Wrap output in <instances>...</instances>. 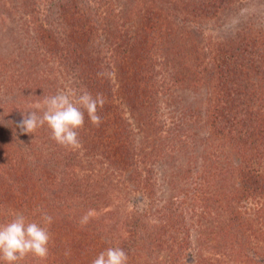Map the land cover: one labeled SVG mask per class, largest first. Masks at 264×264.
<instances>
[{
    "label": "rangeland",
    "instance_id": "1",
    "mask_svg": "<svg viewBox=\"0 0 264 264\" xmlns=\"http://www.w3.org/2000/svg\"><path fill=\"white\" fill-rule=\"evenodd\" d=\"M54 1L0 0V125L8 130L13 127L15 134L32 144L38 145L43 139L55 145L60 167L50 168L57 183L74 173L88 176L81 189L84 193L69 201L75 200L71 215L77 221L89 209L95 210L88 223L95 233H80L76 252L92 264L101 251L121 246L135 233V226H141L146 233L137 237L142 245L148 244L146 250H137L138 264H264V196L233 200V196L241 198V166L249 164L264 171V124L261 136L233 143L218 137L212 123L216 111L215 64L226 44L240 43L248 36L264 38V0H226L225 6L212 0L215 7L207 11L196 9L197 0H79V18L73 25L68 15L71 9L62 14L57 10L55 19L45 21ZM93 8L95 17L90 13ZM88 13L93 22H85ZM43 23L46 27H66L75 35L71 43L90 47L92 58L102 57L99 72L106 73L102 78L109 82L107 104L116 115L109 116L108 126L116 133L120 125H128V141L134 145L135 165L128 170L116 173L98 162L100 152L111 143L106 119L98 126L106 131L98 133L97 139L93 134L89 141L92 131L87 132L85 126L79 130V148L52 142L46 124L33 133L19 127L28 111L42 114L45 97L79 92L76 76L61 70L41 48L44 41L37 25L43 27ZM91 25L99 29L97 35L89 32L87 27ZM137 27L146 28L148 54L131 65L121 37L132 35ZM107 29L113 30V36L107 37ZM145 84L151 102L133 95ZM254 84L262 88L252 108L262 110L264 80L255 78ZM37 103L40 110L35 108ZM145 109L151 116L140 127L134 114L140 116ZM89 142L97 145L94 156L85 151ZM11 158L0 155L1 183H9L11 171L1 173L9 167ZM94 160L97 171H88L93 169L87 162L93 164ZM4 188L0 223L17 212L29 221L42 223L37 209L44 200L38 193L20 187L15 192L12 187ZM83 197L87 205L82 203ZM233 214L244 229L236 227L226 238L222 231L233 224ZM49 231L47 259L29 255L28 264H53L55 239L64 247L78 232L73 229V233L59 235ZM148 233L158 236L156 246L149 247L150 241L145 238ZM131 252L135 254L134 249ZM128 264H132L130 260Z\"/></svg>",
    "mask_w": 264,
    "mask_h": 264
},
{
    "label": "trees",
    "instance_id": "2",
    "mask_svg": "<svg viewBox=\"0 0 264 264\" xmlns=\"http://www.w3.org/2000/svg\"><path fill=\"white\" fill-rule=\"evenodd\" d=\"M78 1L79 0H56L51 2L49 8L50 12L48 17L45 18V21H51V18L55 19L54 15L57 10H60L62 14L67 13L71 9L72 14L69 12L68 15L71 16L73 25L76 23L75 18H79L77 15ZM225 1L226 0H216V4L225 6L227 3ZM195 7L198 11H207L209 10L208 8L215 7V2L212 0H197ZM90 10L91 15L95 17V8ZM85 22H93L89 13L88 16H86ZM39 24L41 25V22H39ZM161 24L162 22L160 23V26H162ZM40 25H37L41 29V32L39 30L38 33L40 39L44 41L43 43H40L41 48H45V53L52 57L61 70L64 68L66 71L76 76L79 91L87 89L93 94V96L97 93H104L103 97L105 99V104L102 108L98 109V114L102 117V120L106 119L105 122L108 126L110 120L109 116L115 117L116 115L111 113V108L107 104V94L109 91L105 93V90L107 87L109 88V82L105 81V79L103 81L102 76L97 75V73H99V63H101L102 57L96 55L97 57L92 58L89 51L91 50L90 47L87 45H81L79 42L71 43L74 41L75 35L73 36L72 32L67 31L68 29H66V27H46L47 25L44 23L43 27H40ZM87 28L90 30L89 32L94 33L95 35H97V32L99 33V29H96L92 25ZM145 31V27H137L132 35L125 34L121 37L125 48L124 51L128 52L129 63L131 65L140 62L142 56L148 54L144 38ZM106 32L108 38L113 36V30L107 29ZM158 36L159 34L157 35V38ZM225 46H227V49L222 52L220 51L222 56L218 58L215 68L213 69V75L215 77L214 96L216 99V111L212 116L213 128L220 138L224 136L226 140L230 139L233 143H239L238 141L246 142L257 135L261 136L264 133V131L262 133V126L264 124V101L260 106L263 107L262 110L252 108L254 104L253 101H255V99L259 100L260 88H262V86H255L254 80L255 78L264 80V38L260 39L255 36H248L247 39H242L240 43L230 42ZM99 50L102 52L100 48ZM107 69L108 68H106V70ZM177 75V80L180 82L182 79H180L179 73ZM150 94L151 93L146 84L145 88H137L135 94L133 93L136 99L138 97V100H145L146 102H151L152 95ZM134 107H138L136 106V102ZM136 113L137 112H135V114ZM135 114L134 116H137L139 119L138 123L140 124V127L145 123H148L147 120L149 116H151L150 110L148 109L139 113L140 116ZM84 126L85 129H87V132L89 129L92 131L91 134L88 133L89 141H91V135L95 134V138L97 139L96 135L98 133L106 131L101 127L98 128L97 126H93L89 121L87 114H85ZM124 126L125 127H122V125H120L119 128H117L116 133L115 129L110 130L109 126L107 127V133L111 136V143L106 144L105 150L100 152L101 159L98 161L99 164L106 165L108 167L107 169H110V171L117 170L116 173H118V171L123 172L128 170L129 167H131V164L135 165V155L133 153L134 145L128 141V125L124 124ZM51 141L54 142L53 139H51ZM47 145V142L43 139L40 140L38 145L32 144L28 142L26 138L15 134L13 132V127L12 130H8L3 125H0V155L3 156L8 154L9 157H12V162L9 163V167L5 168L4 172L1 173L3 175L4 173L11 171L10 176L8 177L10 178L8 180L9 183L0 182V202H4L3 192L1 193V190H5L4 187H6L7 190L12 187L14 192L21 188L26 191L31 190L33 193H38L44 200V202L38 203L39 208L53 217V223L49 227V229L53 230L52 232L60 235L66 232L71 233L73 229L78 231L72 236L74 238L64 247L63 245L60 246L58 244L59 242L54 238L56 245L54 246L53 254H51L52 263L89 264V260L85 259V255L76 252V245L80 244V240H77V237L84 231L92 234L95 233V230L92 229V226L89 224L82 226L79 223L80 220H75V217L71 215L73 202H75V200L73 201L74 196L78 195L79 197L80 194L84 193L81 189L88 176L84 177V175L80 176L79 174L74 173V176L69 177L64 182L57 183L55 174L52 173L53 170L50 167L52 165L60 167V161L58 159L59 151L56 149L55 145ZM94 145L97 146L90 142L85 144V151H87V154L90 153L91 156L95 155L93 152ZM67 156L68 155L65 156V159ZM91 162L92 161H88L87 163L88 167L93 170L88 171H95V163L97 160H94L93 164ZM0 165V172H2V164ZM239 180V196L241 198L233 196V200L243 201L251 197L258 198L259 196H264V171H258L253 165L249 166V164L248 166H241ZM71 198H73L72 202L69 201ZM82 200H84L82 203L87 205V199L83 197ZM231 217L230 222L233 221V224L228 225L227 228H224L222 231L226 238L230 236V233H234L236 227H238V229H244L236 214H233ZM144 231L145 230H143L141 226H135L134 232L137 233L135 234L132 232V236V233L130 232L131 236L125 238L122 243H120L121 246L119 245L120 248H123L126 251L129 257L128 260H130L132 264H138L139 255L137 256V250H146L147 248L148 242L142 245L141 239L137 237V234ZM235 234L238 235V231H236ZM87 236L89 235L87 234ZM145 238L150 241L149 247L156 246V241L158 240L157 235L148 233ZM131 247L135 250V254L134 252H131L132 249H129ZM172 251L174 252V250ZM28 257L29 256L21 261V264H28ZM166 263H168V261Z\"/></svg>",
    "mask_w": 264,
    "mask_h": 264
},
{
    "label": "clouds",
    "instance_id": "3",
    "mask_svg": "<svg viewBox=\"0 0 264 264\" xmlns=\"http://www.w3.org/2000/svg\"><path fill=\"white\" fill-rule=\"evenodd\" d=\"M106 73L101 71L98 76ZM105 104L102 93L95 96L87 89L79 92H61L43 100L42 114L37 111H28L20 122L19 127L27 133H33L38 127L45 124L51 130V139L58 144L71 147H81L79 129L84 126L85 114L93 126L102 123L98 109ZM37 110L41 104L35 105ZM41 221H29L22 213H13L6 223H0V264H21L27 256L32 255L40 260H46L49 255L50 225L53 217L42 209ZM95 215V210L89 209L79 223L86 226ZM67 255V253H66ZM128 254L123 248L108 247L101 251L92 264H128Z\"/></svg>",
    "mask_w": 264,
    "mask_h": 264
}]
</instances>
